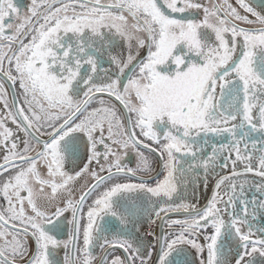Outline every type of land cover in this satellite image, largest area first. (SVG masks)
Instances as JSON below:
<instances>
[{
  "label": "snow or ice",
  "instance_id": "snow-or-ice-1",
  "mask_svg": "<svg viewBox=\"0 0 264 264\" xmlns=\"http://www.w3.org/2000/svg\"><path fill=\"white\" fill-rule=\"evenodd\" d=\"M236 5L0 0V264H264V8Z\"/></svg>",
  "mask_w": 264,
  "mask_h": 264
},
{
  "label": "water",
  "instance_id": "water-1",
  "mask_svg": "<svg viewBox=\"0 0 264 264\" xmlns=\"http://www.w3.org/2000/svg\"><path fill=\"white\" fill-rule=\"evenodd\" d=\"M17 2H18V3H22L23 0H17ZM252 3H253V6L256 7L258 11H260L262 8H264V0H252ZM0 79H3V78H0ZM4 85H5V87L8 89L9 94H11V93L14 92V89H13V87H12L13 85H11V82H9V81H7V80H4ZM227 171H228V170H225V173H227ZM248 179H249V182H250V183H251L252 180H256V181H259V180H260L259 177H255V176H253L252 174H249ZM210 191H211V185H209V190H208L207 192L203 191L202 188L197 190L196 196L200 198V202H201V204L204 203V199H203V197L209 195V194H210ZM250 194H251V193H250ZM186 195H187V197H188L189 200L194 199L191 188L188 190V192L186 193ZM172 218H177V217H176V216H173ZM151 227L154 228L157 232H159V230H160V229L158 230V229L156 228V226H154V225H151ZM148 228H149V226H148L147 224H143V225L141 226V228H140V233H139V235L143 236L144 233H145V231L148 230ZM64 238H66V237H64ZM149 239H150V238H149ZM62 255H63V254L61 253V256H62ZM189 259H191V260H195V254H194V252H192V253L190 254Z\"/></svg>",
  "mask_w": 264,
  "mask_h": 264
},
{
  "label": "flooded vegetation",
  "instance_id": "flooded-vegetation-1",
  "mask_svg": "<svg viewBox=\"0 0 264 264\" xmlns=\"http://www.w3.org/2000/svg\"><path fill=\"white\" fill-rule=\"evenodd\" d=\"M232 1V4H233V6H237L236 5V0H231ZM23 2H24V0H23ZM250 18H252V17H250ZM5 86V85H4ZM13 87V89H14V92L15 93H17V95H19V93H20V89H19V85H18V83L15 85V86H12ZM6 88V87H5ZM7 89V88H6ZM21 99H22V97H21ZM14 127V126H13ZM22 135V134H21ZM147 154V153H146ZM127 164H128V166H130V167H133V166H135V158H134V156L131 158V160H126L125 161ZM126 179V178H125ZM133 182H135V181H133ZM82 183H91V180H90V178L89 179H87V180H85V181H83ZM77 195H79V188L77 189ZM90 202V201H89ZM149 226V225H148ZM154 226H156V228L159 230V227L157 226V225H154ZM67 238V237H66Z\"/></svg>",
  "mask_w": 264,
  "mask_h": 264
},
{
  "label": "rangeland",
  "instance_id": "rangeland-1",
  "mask_svg": "<svg viewBox=\"0 0 264 264\" xmlns=\"http://www.w3.org/2000/svg\"><path fill=\"white\" fill-rule=\"evenodd\" d=\"M230 2L232 3V1L230 0ZM167 230V229H166Z\"/></svg>",
  "mask_w": 264,
  "mask_h": 264
}]
</instances>
